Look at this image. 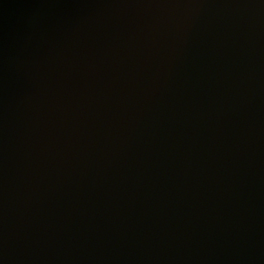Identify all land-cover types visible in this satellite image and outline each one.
Masks as SVG:
<instances>
[{
  "label": "water",
  "instance_id": "1",
  "mask_svg": "<svg viewBox=\"0 0 264 264\" xmlns=\"http://www.w3.org/2000/svg\"><path fill=\"white\" fill-rule=\"evenodd\" d=\"M0 264H264V0H0Z\"/></svg>",
  "mask_w": 264,
  "mask_h": 264
}]
</instances>
